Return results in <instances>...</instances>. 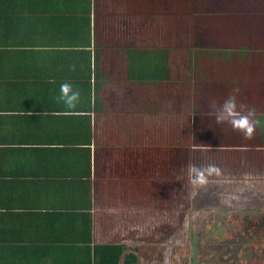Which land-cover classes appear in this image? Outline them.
I'll list each match as a JSON object with an SVG mask.
<instances>
[{
  "label": "crops",
  "instance_id": "1",
  "mask_svg": "<svg viewBox=\"0 0 264 264\" xmlns=\"http://www.w3.org/2000/svg\"><path fill=\"white\" fill-rule=\"evenodd\" d=\"M187 28L193 128L175 137L154 94L179 86ZM229 96L264 116V0H0V264H96L103 244L179 264L166 233L194 163L219 173L192 193L264 187V131L216 120Z\"/></svg>",
  "mask_w": 264,
  "mask_h": 264
},
{
  "label": "rangeland",
  "instance_id": "2",
  "mask_svg": "<svg viewBox=\"0 0 264 264\" xmlns=\"http://www.w3.org/2000/svg\"><path fill=\"white\" fill-rule=\"evenodd\" d=\"M178 6L181 11L180 15L183 16L185 13L187 14V10H182V6ZM164 32L165 33L162 34L161 39H163V37H168V32ZM191 32L192 31L187 28L184 32L180 33L181 37L178 38V41H180L183 46H181L180 57L173 64L176 69L175 77H179V86L177 85V82H175V89L172 94L173 97L154 94L159 97L160 101H164L165 122L170 120L171 122L168 125H172V117H174L175 137L189 135L193 128L192 118L194 117V114L193 111L191 113L189 110L191 96L189 95L188 90V76L191 64L188 61L186 52L187 47H185L186 43L184 41L186 40L185 38H189V33L192 34ZM138 33L140 34L141 32ZM143 35L145 40V32ZM137 37L139 38L140 36ZM169 65L172 66V63L169 62ZM182 94H184V96L189 95V100L182 96ZM150 95L152 96L151 93ZM190 113L192 115H190ZM201 118L202 122L209 119L206 116H201ZM171 129L172 127L169 131H171ZM186 179L189 178L186 177ZM193 188L194 185L184 198H180V208L175 212V217H178L176 219L178 220V224L175 226L179 229H175L174 233L171 234V230L166 233V235H171V237H168V240H173L172 254L176 262L179 264H191L190 261H192L193 264H196L199 258L197 257L198 252L199 255L202 253V256L204 257H211V254H207V251H216V244H222L225 242L221 247V249L223 248L222 251H225V253L222 254L225 258L221 261L222 264L229 261L228 255H230V251H227L228 247L232 250H236V255L232 259L236 256H239V258L241 257L242 252H238L240 250L238 248L250 252V255L248 256L249 258H245H248V260L246 262L241 261L239 264H264V239L258 240V237H264L263 218L261 217L263 221L262 225L256 226L259 229V233L255 236L252 232L255 231L256 227L252 224L253 222H247L249 215L256 218L258 222H260L259 216H261L262 213L264 216V191H262L264 187L259 186V189L261 190L258 191H248L236 194L235 192L230 191L228 186H225L222 189L218 186L217 190L211 193L209 192L207 195L204 193L203 195L201 193L198 194L197 191L192 193ZM166 228H169L168 225H163V229ZM256 237L257 239L255 241L254 238ZM170 245H172V241L170 242ZM156 257L157 256H154L153 259ZM153 259L151 260L152 262H154ZM146 261L151 262L148 260ZM212 264H218V262L212 261Z\"/></svg>",
  "mask_w": 264,
  "mask_h": 264
},
{
  "label": "clouds",
  "instance_id": "3",
  "mask_svg": "<svg viewBox=\"0 0 264 264\" xmlns=\"http://www.w3.org/2000/svg\"><path fill=\"white\" fill-rule=\"evenodd\" d=\"M58 101H62L68 109L76 107L80 100V92L74 88L72 84L64 82L60 85V93L57 97ZM217 122L227 121L233 129L239 131L245 138H251L257 130L264 131V116L256 115L253 109L246 112L238 108L234 96H229L224 100L216 113ZM192 183L195 186H203L207 182L206 174L213 172L219 173V169L214 165H208L204 168L191 166Z\"/></svg>",
  "mask_w": 264,
  "mask_h": 264
},
{
  "label": "trees",
  "instance_id": "4",
  "mask_svg": "<svg viewBox=\"0 0 264 264\" xmlns=\"http://www.w3.org/2000/svg\"><path fill=\"white\" fill-rule=\"evenodd\" d=\"M260 217V222H258V220H256V218H253L252 217V215H249V219H248V223L250 222H253L252 224H254V226L256 227V226H258V225H262V222L264 221V216H263V213H262V215L261 216H259ZM263 218V221H262V218ZM256 222V223H255ZM258 227H256V229H255V231L254 232H252L253 234H254V236L255 235H258ZM174 232V230H171V232H170V234L171 233H173ZM251 233V234H252ZM169 234V235H170ZM169 235H167V237L169 236ZM262 236V235H261ZM166 237V238H167ZM255 239V241H256V239H257V237L256 238H254ZM262 240V239H264V237H258V240ZM228 241V240H227ZM225 244V242H223L222 244H220V243H217L216 244V247H217V249H216V251H214V250H211L212 252H210V251H207V254H211V257H204V256H202V253H200V255H199V252H198V255H197V257H199L198 258V262L196 263V264H212V261H216V262H218V264L220 263V264H222L221 263V261L222 260H224L225 258L222 256V254H224L225 253V251H222L223 250V248L221 249V247L223 246ZM254 246V245H253ZM228 247V246H227ZM255 247V246H254ZM127 246L126 245H122V244H116V245H111V244H109V245H107V244H103V245H98V246H96V251H95V253H97V257H99V259H100V263L101 264H105L104 262H103V260H102V258H107L108 256H112L113 254V259H114V261H116L115 263L117 264L118 262V260L119 259H122L123 260V263H124V261H125V263L124 264H137V257H136V255L134 254V253H132V252H128V250H127ZM128 249H130V248H128ZM238 249H240L238 252H242V255H241V257L239 258V256H236L234 259H232L235 255H236V253H235V251L236 250H232L231 248H227V251L229 252L230 251V255H228V258H229V261L228 262H226L225 264H239L241 261H247L248 260V256L250 255V252L249 251H247V250H241V248H238ZM252 250H253V248H252ZM202 252V251H201ZM213 256H214V259H213ZM246 257H248L247 259H245ZM213 259V260H212ZM90 257H88L87 258V261L85 262V264H90L91 262H90ZM109 260V259H108ZM99 261V260H98ZM97 261V259L94 261V263H96V264H100L99 262ZM191 262V264H193L192 263V261H190ZM114 263V264H115ZM107 264H109V263H107ZM112 264V263H111Z\"/></svg>",
  "mask_w": 264,
  "mask_h": 264
}]
</instances>
